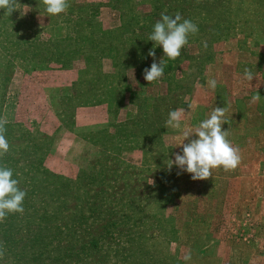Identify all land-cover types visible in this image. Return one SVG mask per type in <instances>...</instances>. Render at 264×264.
<instances>
[{"label": "rangeland", "instance_id": "obj_1", "mask_svg": "<svg viewBox=\"0 0 264 264\" xmlns=\"http://www.w3.org/2000/svg\"><path fill=\"white\" fill-rule=\"evenodd\" d=\"M17 2L13 16L0 10V118L10 145L0 166L13 170L26 196L24 212L0 223V264H264V0H135L134 12L146 18L113 0H69L57 17L41 0ZM23 5L30 8L24 15ZM162 12H179L199 31L175 76L151 84L132 69L119 76L109 54L115 49L106 52L102 38L87 46L81 38L90 29L72 30L67 21L90 16L108 36L134 17L131 37L145 33L155 51L150 68L163 58L148 40ZM65 29L77 36L72 59L61 64L54 54L34 70L30 45ZM255 92L262 99L253 104ZM89 97L98 105H88ZM214 107L227 108L222 130L239 148L240 165L202 181L175 165L169 170L167 161L182 154L180 131L165 126L169 112L184 109L182 127H195ZM108 219L105 230L119 231L105 246L97 236Z\"/></svg>", "mask_w": 264, "mask_h": 264}, {"label": "clouds", "instance_id": "obj_2", "mask_svg": "<svg viewBox=\"0 0 264 264\" xmlns=\"http://www.w3.org/2000/svg\"><path fill=\"white\" fill-rule=\"evenodd\" d=\"M44 11L47 16L57 17L66 13L70 7L69 0H41ZM197 3L200 0H196ZM21 6L17 0H0V10H3L7 16L14 11H19ZM27 13L29 6H22ZM199 29L196 23L190 19H183L179 12L174 16L161 13L160 19L154 24L148 40L154 42L163 51V58L157 63L155 60L150 68L145 69L143 76L148 83L157 82L164 74L166 61H175L181 55V49L189 43V36H195ZM154 46V47H155ZM149 56L155 57L154 48L149 51ZM254 78L253 73L245 69L243 80L248 82ZM208 87L214 90L217 82L210 79ZM262 98L255 92L251 103L255 104ZM226 107H214L209 117L202 120L197 126L190 127L184 125L182 121L186 117L185 110L177 108L169 112L165 122L167 128L179 130L182 136L181 143L182 154L174 155V160L167 161L169 170L175 165L177 168L191 175V179L208 180L212 177V171L222 169L225 173L237 169L241 163V155L238 147H233L227 139L228 131L222 130V125L228 124L226 117ZM7 119L0 118V158H3L9 151V142L5 137V125ZM196 137L188 143H183L189 137ZM20 181L13 178L11 168L0 166V223H3L9 215L22 214L24 212V199L26 192L19 187ZM151 180V184H152ZM3 256V249L0 247V257ZM190 254L185 257L190 260Z\"/></svg>", "mask_w": 264, "mask_h": 264}, {"label": "trees", "instance_id": "obj_3", "mask_svg": "<svg viewBox=\"0 0 264 264\" xmlns=\"http://www.w3.org/2000/svg\"><path fill=\"white\" fill-rule=\"evenodd\" d=\"M134 1L135 0H113L114 3H112V4L116 7H119V5H121L120 7L122 8V11L127 13V14L132 12L133 13L132 16L142 17L141 15L136 14L134 12V8H133L134 4H135ZM131 4L133 6H131ZM122 6H124L126 8H124ZM91 10L92 9H89V11H91ZM154 11H157V7L154 8ZM15 14L16 13L13 12L10 16H13ZM151 14H152V12H151ZM133 18L134 17H131V19L128 21H122V25L119 28H117L111 32H107V33L104 32L108 36H104L100 32L101 29L103 30L102 24L97 22V21L95 22L94 20H92L90 18V16H88V17L86 16L85 20L80 18V17H76V19L75 18H68L67 21L73 23V25L70 28L72 30L74 29V30L78 31V29H79V32H81V30L83 28L85 30L90 29V37L88 38L85 36V37L81 38V40H86V39L90 40L88 42L87 46H90V47L97 46L98 44L96 42H93V40L102 38V40L106 44V46H103L104 50L106 49V52L109 53L111 50L115 49V53H113L112 55H111V53H109V54L111 56L110 58L113 60L116 67H118L117 68L118 71L121 72V74H119V76L125 75L124 73H126L129 69L135 70L136 75L140 76L141 74L144 73V70L148 68V67H145V64L149 58V55H148L149 51L147 50V46H145V44H144L147 41V37H146L145 33L139 34L137 36V38H135V39H133L131 37V35L134 34L130 29V25H131L130 21ZM142 18H146V17H142ZM83 20L85 23L82 25L85 27L80 26L81 22ZM79 36L81 37V33H79ZM76 38H77V36H71L69 33L66 32V29H65L64 33L58 34L57 37L54 38V40L51 37H49L48 39H39L38 40L39 42L32 43L30 45V47L35 51V57L30 58L32 64L34 65L33 69L34 70L39 69L40 63L42 64L43 62H48L52 59H56L54 57V54H58V56L61 58V62H62L61 64H66V62H69L72 59V57L74 56L69 51L70 42L72 40H76ZM79 41H80V39H79ZM115 43H118V44L116 45ZM37 49L43 51L42 55H39V57H36ZM53 49H55V51ZM82 50H83L82 48L77 49L76 51H78V52L76 54H81ZM73 52H75V51H73ZM188 53H189V51L188 50L184 51V48H183V49H181V55L175 61H167L166 66L164 68V74H163L164 79L165 78L167 79L170 76H175V73L178 70V65L180 64L181 60H183L184 57ZM90 58L92 59L95 57L90 55ZM136 64H139V65H136ZM136 66H141V68H137ZM74 87L77 90V85H75ZM66 92H71V90L66 91ZM107 92L111 93V91L109 89H107ZM263 94H264V92H263ZM69 98H70V95L67 94L66 100H68ZM74 98H77L76 94L74 95ZM87 100L88 101L86 103L88 105H90V104L98 105V103L94 97H89V99H87ZM83 103H85V102H83ZM105 103H107V102H105ZM59 108H64L63 100L60 101V107ZM66 189H67V187H66ZM74 213H75V211H74ZM10 217L11 216L9 215L7 218H10ZM75 219H76V216L74 214L72 217V221ZM110 222H111V219H108L107 223H105V226L101 230H99V233L97 236L99 242L101 241L102 243H104L105 246L110 244L111 237L119 231L118 229L116 230V232H113L115 229H113V231H111V232H109L108 230L106 231L105 228L110 224ZM105 231H106L107 235H105ZM3 236H4V233H3ZM30 241H31V239H30ZM25 242L26 243L28 242L27 238L25 239ZM89 244H93V241H89L87 246H89ZM94 245H97V242H95ZM25 246H26V244L23 247H20L19 250H24ZM39 246L42 247V244ZM65 249L68 252H71L75 248L69 246ZM11 250H12V247H11ZM91 260H92V264H95V259H91ZM97 264H99V262Z\"/></svg>", "mask_w": 264, "mask_h": 264}]
</instances>
